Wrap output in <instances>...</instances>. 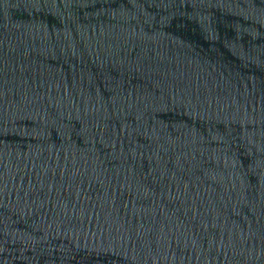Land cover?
I'll list each match as a JSON object with an SVG mask.
<instances>
[{
    "label": "water",
    "instance_id": "water-1",
    "mask_svg": "<svg viewBox=\"0 0 264 264\" xmlns=\"http://www.w3.org/2000/svg\"><path fill=\"white\" fill-rule=\"evenodd\" d=\"M0 264H264V0H0Z\"/></svg>",
    "mask_w": 264,
    "mask_h": 264
}]
</instances>
